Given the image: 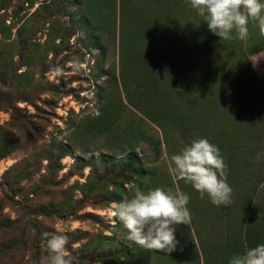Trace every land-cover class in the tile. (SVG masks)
Here are the masks:
<instances>
[{
  "label": "rangeland",
  "instance_id": "1",
  "mask_svg": "<svg viewBox=\"0 0 264 264\" xmlns=\"http://www.w3.org/2000/svg\"><path fill=\"white\" fill-rule=\"evenodd\" d=\"M248 28L250 38L224 44L241 47L244 55L237 58L263 82L264 41L257 42L256 22ZM219 39L188 0H0V141L6 134L13 145L0 156V264H39L48 255L47 240L60 233L68 236L72 264H124L120 246L135 249L110 211L116 197L128 199L135 191L139 175L135 167L124 169L125 151L136 153L133 166L150 170L147 191L165 189L167 182L181 191L183 180L171 172L170 157L185 144L170 129V143L162 142L161 129L126 96L154 81L183 91L201 82L208 87L212 69L200 71L188 49L201 45L192 52L200 59L202 51L203 59L222 45ZM147 62L152 68L142 73ZM213 63L219 67L217 59ZM135 115L146 122L140 123L143 129L157 134L156 151L144 140L127 141L121 126ZM108 119L116 130L103 127ZM5 147L0 144V152ZM262 177L253 193L233 194L232 208H247L241 216L256 217L264 208ZM184 190L196 210L199 193L191 185ZM219 207L208 227L216 235L222 223L234 222L225 220V206ZM176 228L187 230L197 254L193 264H202L192 224ZM246 247L254 246L245 242L242 253ZM146 257L148 264L158 263L150 250ZM168 257H163L167 264Z\"/></svg>",
  "mask_w": 264,
  "mask_h": 264
},
{
  "label": "trees",
  "instance_id": "2",
  "mask_svg": "<svg viewBox=\"0 0 264 264\" xmlns=\"http://www.w3.org/2000/svg\"><path fill=\"white\" fill-rule=\"evenodd\" d=\"M91 5L90 2H87L86 7L90 8ZM248 37L250 38V35ZM259 37L257 42L264 41V36L259 34ZM219 41L222 42V45L213 49V52H206L203 59L201 58L202 51L199 52L200 59L197 58V52L194 54L197 49L201 48L202 50L201 45L196 44V47L188 49L192 62L200 67V71L206 72L207 69H212L207 71L210 78L213 79L208 87L206 83L201 82L195 86L193 91H183L171 82L159 84L154 81L149 83V87L147 85L139 86L132 96L127 95L126 97L143 116L161 129L162 142L170 143L167 137V129H170L176 133L178 140L185 143L184 146L199 138H206L211 144L217 146L227 165V182L233 189L232 196L233 194L239 196L240 194L245 195L247 192L253 193L255 184L263 178L264 174V170H259L261 166L264 167V78L262 82L261 79L253 77L254 74L251 73L247 63L243 59L237 58L236 54L244 55L241 47H227L224 44L225 40L219 39ZM129 46L135 47V44L131 42ZM210 57L212 58L210 59ZM214 59H217L219 63L218 68L213 67ZM151 68L152 65L147 62L143 66L142 73L147 69L151 70ZM213 70L217 71L216 74ZM232 76L234 77L231 78ZM248 76L249 78L246 79ZM202 77L205 78V73ZM209 95L211 98L206 105L204 102ZM133 120L131 123L130 121L124 122V125L121 126L127 134L125 137L128 136L127 141L132 145L139 140H144L152 150L156 151L161 141L155 131L153 133L148 130L149 128L143 129L140 123L146 124V122L141 117L135 115ZM109 121L108 119L103 127L116 130L118 125L111 126L110 123L113 124L114 121ZM241 122H245V124H241ZM150 129L153 128L150 127ZM129 135H134V138L129 140ZM4 142L6 147L1 150L0 156L13 147L11 138L6 134L3 135L0 144L4 145ZM127 149L124 153L126 156L124 169L135 167L139 174L133 181L135 190L139 188L142 191H147L151 172L150 170L146 171L143 167L133 166L132 161L137 158V155L130 147ZM253 165H255L254 169H251ZM146 172H148V177L145 176ZM250 172L256 173L255 177L251 176ZM181 184L179 187L181 192L185 187L191 185L184 181ZM165 189H170L168 182L165 183ZM133 193L134 191L127 197L131 198ZM115 199L117 202L122 201L119 197ZM190 203L189 199L187 208L191 213V224L202 264H229L233 255L242 253L241 247L245 242L253 246L264 243V208L256 217H244L239 213L247 208L236 212L234 207L232 208V204L225 207L223 218L227 221L230 219L236 224L234 222L232 225L229 222L222 223L220 229L222 236H220L208 228L212 224L211 220L216 215V210H221L220 207H215L205 196L203 200L199 198L196 208L200 209V212L194 215L197 209L194 210ZM178 230L180 229L176 228L175 237L177 241L180 239V244L178 241L175 250L171 252L150 250L157 258V264H167L163 259L166 256H169V264L197 262L194 240L189 237L187 230L184 234ZM181 235H184V238H180ZM217 237H221L223 243ZM130 242L135 251H132L127 244H122L118 249V252L124 255V264H148L146 255L149 250ZM209 253H211V257L208 255ZM192 255H194L193 260H191Z\"/></svg>",
  "mask_w": 264,
  "mask_h": 264
},
{
  "label": "clouds",
  "instance_id": "3",
  "mask_svg": "<svg viewBox=\"0 0 264 264\" xmlns=\"http://www.w3.org/2000/svg\"><path fill=\"white\" fill-rule=\"evenodd\" d=\"M188 3L220 40H246L250 21L256 22L260 35L264 36L262 0H188ZM170 164L171 172L191 184L200 199L207 196L213 205L225 207L233 202V189L227 182V165L219 148L206 138L192 140L170 157ZM189 199L179 190L156 187L145 192L137 188L131 198L112 202L110 217L122 223L127 239L136 245L171 252L178 244L176 226L191 223L187 208ZM67 244L66 234L52 235L47 240L48 255L39 264H72ZM229 264H264V243L246 247L243 253L233 255Z\"/></svg>",
  "mask_w": 264,
  "mask_h": 264
}]
</instances>
